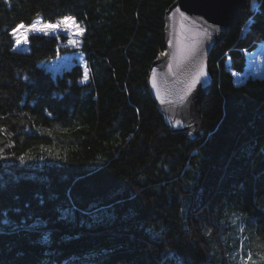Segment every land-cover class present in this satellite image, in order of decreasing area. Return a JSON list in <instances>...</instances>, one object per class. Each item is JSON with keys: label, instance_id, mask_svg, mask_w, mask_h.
Wrapping results in <instances>:
<instances>
[{"label": "trees", "instance_id": "trees-1", "mask_svg": "<svg viewBox=\"0 0 264 264\" xmlns=\"http://www.w3.org/2000/svg\"><path fill=\"white\" fill-rule=\"evenodd\" d=\"M175 1L0 0V221L14 222L0 264H261L264 76L236 85L232 71L264 42V0L211 54L199 133L148 86ZM66 16L85 30L86 83L80 65L42 66L70 52L64 35L31 34L23 51L11 34ZM231 220L245 228L234 255Z\"/></svg>", "mask_w": 264, "mask_h": 264}, {"label": "water", "instance_id": "water-1", "mask_svg": "<svg viewBox=\"0 0 264 264\" xmlns=\"http://www.w3.org/2000/svg\"><path fill=\"white\" fill-rule=\"evenodd\" d=\"M248 2L176 0L165 14L166 53L152 63L148 86L161 110L192 121L186 130L203 129L202 105L215 77L211 54Z\"/></svg>", "mask_w": 264, "mask_h": 264}, {"label": "rangeland", "instance_id": "rangeland-1", "mask_svg": "<svg viewBox=\"0 0 264 264\" xmlns=\"http://www.w3.org/2000/svg\"><path fill=\"white\" fill-rule=\"evenodd\" d=\"M256 6H257L256 3L252 4L253 8H256ZM59 22L60 21L55 22V23H59ZM47 23H49V22H45L42 19H37L32 23V25H38V26L42 27L43 24H47ZM32 25H30V26H32ZM78 25H79V27L83 28L81 26V24L78 23ZM30 26H24L23 28H20L18 34L22 36L23 33L26 32ZM84 32H85V30H84ZM35 33H39V32L29 33L28 38L31 34H35ZM39 34L56 35V36L64 35L68 39V41L66 43H63L62 47H67L68 49H70V52L62 54L54 60L43 63L42 66L44 68L51 71L54 76H57V75L62 74L67 69H70L76 65H80L84 71V79L82 80V82L83 83L88 82V80H89V69H88L87 64H86L85 55L81 51L82 37L83 36L73 37L72 33H70V32L65 33L62 30L55 32V33L49 32V33H39ZM28 38H27L26 43L22 42L19 45L16 43V48L19 50L26 51L27 45H28ZM73 38L76 39V41H77L76 44H73L70 42V40ZM246 57H247V66H246L245 73L244 74H237V73H234L232 71V73L234 75V82L236 85L244 83L248 78H253V77L262 78L264 76V42L259 43V45L255 51H253L251 53L246 52ZM85 74H87V79H85ZM229 222L231 224H233V226L228 228L229 229L228 234L230 236H234L233 227H240L241 225L237 226L238 225L237 222L234 223V221H232V220ZM242 226L244 228V225H242ZM247 239H248V237L245 236L244 241H246ZM232 240H233V242H231L230 245L233 248V251L231 253L234 255L237 251V247H239V244H238V240L236 239L235 236L233 237ZM241 244H243V243H241ZM236 245H237V247H236ZM245 264H248L247 260H246Z\"/></svg>", "mask_w": 264, "mask_h": 264}, {"label": "snow or ice", "instance_id": "snow-or-ice-1", "mask_svg": "<svg viewBox=\"0 0 264 264\" xmlns=\"http://www.w3.org/2000/svg\"><path fill=\"white\" fill-rule=\"evenodd\" d=\"M178 10V9H177ZM181 15H183V13H181ZM185 19H187L185 17ZM24 25L23 24H20L19 26H17L16 28H14L12 30V35L15 36L16 38V43L19 45L21 44L22 42H27V38H28V35L29 33H32V32H39V33H49V32H58V31H63L65 33H72V36L73 37H77V36H83L84 35V29L79 27L76 19L72 16H66V17H63L59 23H47V24H43V26H38V25H32L28 28V30L26 32L23 33V35H19V29L20 28H23ZM71 43L73 44H76L77 41L76 39H71L70 40ZM201 75H206V73H203L201 72ZM85 79H87V74H85ZM198 79V78H197ZM196 81H194L195 83ZM25 157L24 156H21L20 157V160H24ZM15 211H18L15 210ZM4 215V219L2 221H0V224H12L14 223L10 218H8V214L7 212L3 213ZM235 223V221H234ZM16 227L18 228H24L25 225L21 222L19 224H16L15 225ZM240 232H244L245 229L243 227H241L239 229ZM260 251L258 253H256V255L258 256L259 258V261L261 262V264H264V244H261L260 245ZM246 259L248 261V264H257V261L254 260L253 258V255L249 254L246 256ZM161 264H165V261L162 260L161 261Z\"/></svg>", "mask_w": 264, "mask_h": 264}]
</instances>
